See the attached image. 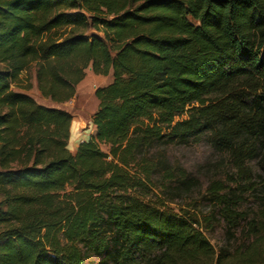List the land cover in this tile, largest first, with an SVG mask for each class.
<instances>
[{
    "label": "trees",
    "instance_id": "16d2710c",
    "mask_svg": "<svg viewBox=\"0 0 264 264\" xmlns=\"http://www.w3.org/2000/svg\"><path fill=\"white\" fill-rule=\"evenodd\" d=\"M0 65V264H264V0H0ZM31 66L57 104L110 73L73 154L72 116L13 90ZM201 141L233 170L217 250L211 215L148 198L188 181L151 150Z\"/></svg>",
    "mask_w": 264,
    "mask_h": 264
},
{
    "label": "rangeland",
    "instance_id": "374dc122",
    "mask_svg": "<svg viewBox=\"0 0 264 264\" xmlns=\"http://www.w3.org/2000/svg\"><path fill=\"white\" fill-rule=\"evenodd\" d=\"M96 33L89 29L86 34ZM2 66L0 65V68ZM111 80L108 76L94 74L90 68L85 71L83 80L75 88L74 96L64 103H53L41 96L37 90L34 66L23 72L13 90L25 92L37 103L53 108H59L72 116L70 139L68 149L77 147L84 135H91L94 127L91 124V116L97 108V100L94 91L98 87L107 85ZM107 151L106 146L100 147ZM70 151V150H69ZM73 153V152H72ZM156 162L162 161L171 166L173 171L179 168L183 177L188 179L184 185H178L176 180L161 181L158 177L156 186L149 195L151 200H160L165 207L176 213L189 210L198 216L213 217L210 227L204 231L206 238L217 250L225 245V233L222 224L218 223L213 207L204 198L207 184L212 179H224L226 174L232 173V167L224 153L212 149L206 142L201 141L191 145L170 144L156 146L151 152ZM251 166L257 170L256 162ZM179 170V171H180ZM176 178V177H175ZM215 218V219H214ZM88 262L98 264L99 258H91Z\"/></svg>",
    "mask_w": 264,
    "mask_h": 264
},
{
    "label": "crops",
    "instance_id": "0c3cea01",
    "mask_svg": "<svg viewBox=\"0 0 264 264\" xmlns=\"http://www.w3.org/2000/svg\"><path fill=\"white\" fill-rule=\"evenodd\" d=\"M93 131H94V130L91 131V134L93 133ZM89 136H90V135H84V136L82 137V139L79 141V143L82 142V141H84V140H87V139L89 138ZM69 139H70V138H69ZM79 143H78V144H79ZM77 147H78V145H77ZM77 147L75 146V148H74V147H73V148H70V149H69L70 152H71V153H72V152L75 153ZM73 153H72V154H73Z\"/></svg>",
    "mask_w": 264,
    "mask_h": 264
}]
</instances>
